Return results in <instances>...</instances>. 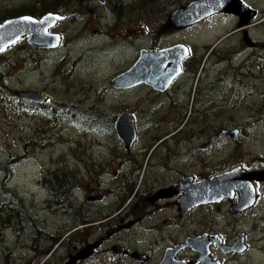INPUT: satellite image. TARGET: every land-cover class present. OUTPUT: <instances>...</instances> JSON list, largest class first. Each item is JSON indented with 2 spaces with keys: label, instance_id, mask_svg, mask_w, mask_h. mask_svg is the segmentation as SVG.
<instances>
[{
  "label": "rangeland",
  "instance_id": "obj_1",
  "mask_svg": "<svg viewBox=\"0 0 264 264\" xmlns=\"http://www.w3.org/2000/svg\"><path fill=\"white\" fill-rule=\"evenodd\" d=\"M187 1L0 0V24L8 16L19 12L32 14L30 11H33L39 14L51 10L67 16L56 26V33L60 36L57 48L38 51L21 41L6 54L0 55V87L4 78L8 84L7 91L0 88V223L5 226L0 232V264H65L76 244L80 245V251L86 248L91 250L90 255L85 253L82 258L94 256L84 264H138L123 257L127 255L135 258L141 254V250L152 252L151 264H156L161 249L157 244L163 247L168 240L179 236L180 232L170 229L161 230L158 237L152 233L146 235L141 226L126 231L132 227L129 226L133 221L127 220L124 211L120 213L121 216L117 215L122 209L121 201L127 195L126 188L131 183L129 168L141 165L140 155L153 144V137L163 131L172 132V116L168 112L166 100L158 98L143 86L127 95L121 92L116 97L102 95L101 88L108 85L110 78L131 65L142 48L152 51L150 47L153 45L160 48L185 41L191 44L193 53L199 57L203 46H213V50L217 42L237 27V17L225 18L222 14L195 23L172 26L171 13L198 0H190L186 5L179 6ZM247 1L245 4L248 8L244 6L249 12L258 13V18L264 15V0ZM42 2H49L57 8L45 9ZM263 34V28L255 31L257 38L264 39ZM231 35L222 43L232 37L231 40L217 48L211 56L217 57L221 53L231 58L235 53L237 57L234 65L242 66L249 53L236 46L242 34L237 36V31H234ZM259 53L264 54V51ZM224 64L213 58L200 67L203 70L195 77H217ZM212 66L216 67L210 70ZM261 79L263 87H258L263 88V91L259 93L258 90L259 98L264 93V74H261ZM24 90L40 92L48 97L49 102L36 107L30 102L20 104L22 97L13 96V93ZM51 103L56 106L49 109ZM259 107L264 109L262 97ZM63 110H68L70 114ZM86 110L107 118H115L121 112L130 111L135 115L134 123L140 144L127 155L122 141L115 135L106 138L101 130L93 126L89 128L91 113L85 116L84 123L76 122L78 116L75 114ZM120 134L124 136L122 129ZM249 135L253 139L252 148L245 142L238 154L245 160L262 163L264 120L256 129L253 126ZM172 147L170 140L167 148L160 152V157H169L168 151ZM221 151L211 150V161L220 162ZM146 160L141 172L144 174L143 179H147L145 187L148 188L152 182L150 176L155 175L156 169L154 162L145 164ZM101 165L106 167L107 176L118 173L114 180L104 178V182L97 177L91 179L92 168ZM177 167L181 170H177ZM177 167L175 172L168 171L163 178L165 184L176 183L179 175H187L190 171L200 173L197 166L191 168L190 165L181 164ZM63 171L68 172L70 181L77 185L72 192L75 207L69 198L64 197L55 209H49L52 199H58L52 196L56 186L61 185L59 175ZM138 175L136 173L135 181L131 184L133 194L141 178ZM51 177L56 180L51 181ZM88 185L92 187L88 191L90 195L104 197L103 200L92 198L99 204L96 212L84 213L79 207L83 205L84 189ZM137 195L138 198L134 201H130V198L126 204L138 203L142 197ZM3 203H7L6 209ZM101 213L105 214L102 216ZM80 219L91 220V223L72 226L75 220ZM206 220L215 222L217 229L224 233L223 238H232L234 230L225 227L236 223L238 218L219 212L215 213L214 218L209 216ZM259 227L261 229L255 236L250 234V244L255 242L258 251L251 246V250L242 257L247 264H264V242L258 241H264V226ZM88 228L92 230L84 233ZM108 237L111 242L100 248L101 241ZM47 238L55 241H47ZM72 256L76 259L78 255Z\"/></svg>",
  "mask_w": 264,
  "mask_h": 264
},
{
  "label": "flooded vegetation",
  "instance_id": "obj_2",
  "mask_svg": "<svg viewBox=\"0 0 264 264\" xmlns=\"http://www.w3.org/2000/svg\"><path fill=\"white\" fill-rule=\"evenodd\" d=\"M238 1L245 6V3L248 2L247 0ZM246 8L248 7L246 6ZM218 14H222V17L225 18L235 16L239 20L234 31H237V36L242 34V38L238 39L236 46L249 53L242 66L240 64L234 65V59L237 57L235 53L231 58L227 54L221 53L217 57L211 56L212 52L215 54L217 48L224 46L231 40L232 37L222 43L232 36L233 31L217 42L213 50L211 49L213 46L210 48L203 46L199 57L193 53L191 44L189 45L187 44L189 42L185 41L174 42L160 48L154 47V45L150 47L155 51H161L170 47L181 46L177 47V51H174L170 57H167L171 60H168L165 70L172 68V72H174L177 67L178 72L163 93H157L144 84L132 89L115 90L108 83V87L101 88L102 95L110 94L116 97L121 92H124L122 95H127L141 86L146 87L158 98L166 100L168 112L172 116V124H170L172 132L163 131L158 133L155 138L153 137L151 142L153 144L145 148L143 155H140V167L132 166L129 168L131 183L126 188L127 195L121 201L122 209L117 214L121 216L120 213L124 211L127 220L133 221L129 226L132 227L126 231L141 226L143 233L146 235L152 233L157 237L163 229H170L176 233L180 232L179 236L168 240L163 247L162 244H157V247H161V249L156 264H247V261L243 262L245 260L242 259L243 255L251 250V246L255 247L256 251L259 249L254 244L255 242L253 245L250 244V234L255 236L257 231L261 229L259 226H264V181L254 179L258 176L263 177L264 159H260L263 160L262 163L256 160H245L238 154V151L245 142L250 144L252 148L253 139L249 135L250 129L253 126L256 129L258 124L264 120L262 118L264 109L259 107L261 97L264 100V93L260 98L257 94L258 90L259 93L263 91V88L260 89V87H263L261 74H264V54L259 53V51H264V39L262 37L257 38L255 35L256 30L264 29V15L258 18V13L249 12V9H245L239 14L229 13L225 10ZM66 19L67 16L64 15V20ZM55 28L53 32H55ZM205 56L206 59L204 60ZM213 58L225 63L219 69L218 76L214 78L195 77L197 73L201 74L203 69L200 67L205 66ZM215 67L212 66L210 70ZM113 77L109 79L110 84L114 79ZM48 102L47 97L45 104ZM53 107L54 104L51 103L49 109ZM89 113L92 114L89 128L93 126L94 129L101 130L106 138L116 136L118 129L116 125L120 123H117L118 119L116 118L120 114L130 115L133 119L135 116L128 111L119 113L115 118H107L99 116L96 112L86 110L75 114L76 117L78 116L77 123H84L85 116ZM243 116L245 118L241 119ZM130 137L131 135L128 136L125 133L126 141H124L125 138L122 139L127 155H130L131 151L140 144L137 129L135 136H133L134 139ZM170 140H172L173 145L172 149L168 151L170 156L160 157V152L167 148ZM129 149L131 150L128 151ZM213 149L217 151L222 149L220 162L211 161L210 152ZM250 154L252 153L250 152ZM145 160V164L154 162L156 169L155 175L150 176L152 182L148 188L145 187L147 179H143L144 174L141 172ZM181 164L190 165L191 168L197 166L200 168V173L190 171L187 175H179V180L176 183L165 184L163 178L168 171L175 172L177 165ZM177 170H181V168L177 167ZM105 171L104 165L94 166L91 170V179L97 177L98 180L101 178L105 182L104 178L114 180L118 174L107 176ZM230 172H236L237 179L230 180L228 184L225 183L220 188L222 192L228 190V193L225 194L224 198L217 196L215 200H210V189L206 184L204 185V182ZM136 173L141 178L136 192L133 194L134 189L131 184L135 181ZM59 177L61 185L56 186L52 196L58 197V199H52L49 209H55L64 197L69 198L71 205L75 207L72 192L77 185L70 181V175L66 171L61 172ZM50 180L55 181L56 179L51 177ZM232 185L234 186L232 187ZM58 187L61 188L58 189ZM90 189H92L90 185L84 189L83 205L79 207V210L84 213L96 212L99 205L96 202L98 201L91 199L98 197L103 200L104 197V195H90L88 193ZM67 190L70 193L67 194ZM137 194L142 197L138 203L126 204L128 199L131 198L130 201H134L138 198ZM219 212L227 213L231 218H238L236 223L227 224L225 227L234 230L232 238H223L224 233L217 229L215 222L206 220L209 216L214 218L215 213ZM90 223L91 220L80 219L75 220L72 226ZM176 228L178 229L176 230ZM91 230L88 228L84 233ZM47 241H55V239L47 238ZM258 241L264 242L263 239ZM101 242L100 248L111 242V238L108 237ZM73 249L72 255L77 256L81 252L91 254L89 248L80 251L81 247L77 244ZM139 252L141 254L136 255L135 258L127 255H124L123 258L138 264L152 263V252L147 250ZM259 252L261 253V250ZM72 255H68L65 264H84L91 258L89 256L73 261ZM54 262H56L55 258ZM153 264L155 263L153 262Z\"/></svg>",
  "mask_w": 264,
  "mask_h": 264
},
{
  "label": "water",
  "instance_id": "obj_3",
  "mask_svg": "<svg viewBox=\"0 0 264 264\" xmlns=\"http://www.w3.org/2000/svg\"><path fill=\"white\" fill-rule=\"evenodd\" d=\"M222 10H225L233 14H239L241 11L245 10V8L243 6V10H242L241 5L236 0H198L196 2H192L188 4L186 7L182 9L174 11L170 17V23L172 26L175 27L180 26L182 23L183 24L195 23L209 16L215 15L221 12ZM58 19L59 18L56 16L46 15L42 17L40 20H36L31 17H20L17 19L8 20L4 22L3 24L0 25V54L5 52L8 47H10L15 42L19 41L21 38L25 37L26 35H31L28 42L32 39L35 40L36 38H37L36 40L42 39L40 41L41 46H46L45 43L49 41H47L45 38L51 36L55 38V43L53 47H56L58 45V41L56 39L57 37H55V35L52 36L51 34L47 33V29L51 25L56 23ZM175 49L176 48L161 50V51L141 50L139 52V57L137 61L133 64V66L130 69H128V71L115 77L111 81V86L113 88L127 89V88H135L141 84H144L145 86H148L157 92L165 91L178 72L177 67L174 72H172V68L165 70L168 60H171V59H167V57L171 56L174 53ZM19 96L25 100L28 99L32 101L36 100L35 102L38 103L43 102V96H41L38 93L24 92V93H20ZM117 123H119L116 125L118 127L117 134L119 138H121L122 136L120 134V126H121L123 129L125 127L124 129L125 133L128 134V136L131 135L130 138L134 139L133 136H135V126H134L133 118L130 115H124V114L119 115ZM124 141H126V138L124 139ZM235 173L234 172L226 173L204 182V185L206 184L210 189V196H209L210 200H215L217 196L219 197L223 196L222 198L225 197V194L228 193L227 192L228 190L222 192L220 188H222V186L225 183L228 184V181L237 179ZM254 179L259 181H264V172H263V177L258 176L255 177ZM233 186L234 185H232V187ZM82 257H85V253H79L76 259ZM76 259H73V261Z\"/></svg>",
  "mask_w": 264,
  "mask_h": 264
},
{
  "label": "trees",
  "instance_id": "obj_4",
  "mask_svg": "<svg viewBox=\"0 0 264 264\" xmlns=\"http://www.w3.org/2000/svg\"><path fill=\"white\" fill-rule=\"evenodd\" d=\"M189 1H190V0H189ZM189 1L179 4V6L186 5L187 3H189ZM149 2H150V0H148V3H149ZM150 4H151V3H150ZM150 4H147V6H149ZM41 5L44 6L45 9H55V6L51 5L49 2H42ZM47 11H49V10H45V11L39 13V14H42V13L47 12ZM30 13H32L33 15H38L37 13H33V11H30ZM21 14H28V13H22V12H19V13H17V14L12 15V16L15 17V16H19V15H21ZM7 85H8V84H7V80L4 78L3 81H2V85H1L0 88H2V89H4L5 91H7V90H8V89H7ZM13 96H15L14 93H13ZM19 102H20V104L25 103V101H22V100H20ZM67 111H68V110H67ZM67 114H69V113L67 112ZM76 122H77V121H76ZM21 158H25V159H26L27 157H21ZM6 204H7V203H6ZM6 204L3 203V207H4L5 209H6V207H5ZM1 212L3 213L2 210H1ZM4 228H5V226L2 225V224L0 223V232H2V231L4 230Z\"/></svg>",
  "mask_w": 264,
  "mask_h": 264
},
{
  "label": "bare ground",
  "instance_id": "obj_5",
  "mask_svg": "<svg viewBox=\"0 0 264 264\" xmlns=\"http://www.w3.org/2000/svg\"><path fill=\"white\" fill-rule=\"evenodd\" d=\"M229 182V181H228Z\"/></svg>",
  "mask_w": 264,
  "mask_h": 264
}]
</instances>
